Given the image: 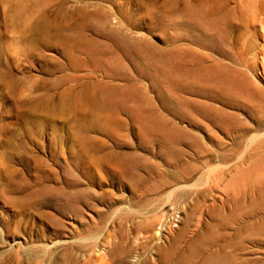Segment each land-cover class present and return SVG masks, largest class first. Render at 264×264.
<instances>
[{
	"label": "rangeland",
	"instance_id": "374dc122",
	"mask_svg": "<svg viewBox=\"0 0 264 264\" xmlns=\"http://www.w3.org/2000/svg\"><path fill=\"white\" fill-rule=\"evenodd\" d=\"M0 264H264V0H0Z\"/></svg>",
	"mask_w": 264,
	"mask_h": 264
}]
</instances>
